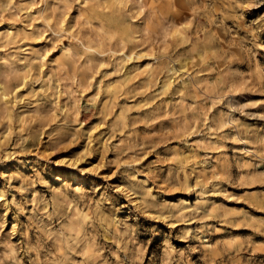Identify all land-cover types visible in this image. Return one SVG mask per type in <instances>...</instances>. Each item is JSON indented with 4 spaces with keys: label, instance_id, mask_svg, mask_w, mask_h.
Here are the masks:
<instances>
[{
    "label": "clouds",
    "instance_id": "obj_1",
    "mask_svg": "<svg viewBox=\"0 0 264 264\" xmlns=\"http://www.w3.org/2000/svg\"><path fill=\"white\" fill-rule=\"evenodd\" d=\"M262 9L0 0V264H264Z\"/></svg>",
    "mask_w": 264,
    "mask_h": 264
},
{
    "label": "rangeland",
    "instance_id": "obj_2",
    "mask_svg": "<svg viewBox=\"0 0 264 264\" xmlns=\"http://www.w3.org/2000/svg\"><path fill=\"white\" fill-rule=\"evenodd\" d=\"M262 11H264V9H262ZM256 13H253V15H255Z\"/></svg>",
    "mask_w": 264,
    "mask_h": 264
}]
</instances>
